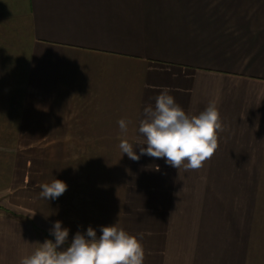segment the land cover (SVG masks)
I'll return each instance as SVG.
<instances>
[{
	"label": "crops",
	"instance_id": "1",
	"mask_svg": "<svg viewBox=\"0 0 264 264\" xmlns=\"http://www.w3.org/2000/svg\"><path fill=\"white\" fill-rule=\"evenodd\" d=\"M164 89L190 115L217 103L198 171L119 148ZM82 157L122 158L88 200ZM53 179L68 188L46 201ZM58 220L68 243L116 223L144 264H264V0H0V264Z\"/></svg>",
	"mask_w": 264,
	"mask_h": 264
},
{
	"label": "clouds",
	"instance_id": "2",
	"mask_svg": "<svg viewBox=\"0 0 264 264\" xmlns=\"http://www.w3.org/2000/svg\"><path fill=\"white\" fill-rule=\"evenodd\" d=\"M122 134L128 132V122L120 119ZM223 131L216 102L209 103L199 114H187L175 101L168 89L143 108L137 136L133 142L121 139L119 148L133 161L142 155L164 158L166 163L178 170L198 171L218 149L219 132ZM139 147V154L134 150ZM146 146V147H145ZM156 170L159 168L157 166ZM42 199L54 200L65 193L66 182L53 179L40 186ZM101 235L89 226L86 233L77 231L68 243L69 229L56 221L50 229L54 236L45 240L30 255L21 258L19 264H144L145 249L142 241L123 228L114 225L101 226ZM67 245V247H65Z\"/></svg>",
	"mask_w": 264,
	"mask_h": 264
},
{
	"label": "rangeland",
	"instance_id": "3",
	"mask_svg": "<svg viewBox=\"0 0 264 264\" xmlns=\"http://www.w3.org/2000/svg\"><path fill=\"white\" fill-rule=\"evenodd\" d=\"M81 159V179L83 184H85L84 192L88 193V195H85L87 200L90 198V194L92 195V192H97V190L99 189L98 187H101L103 185H110V183H112L113 181L114 183L118 181L119 176L116 174L118 166H112L111 160L119 161L122 158L82 157ZM85 160H89V164L84 163ZM92 162L101 163L95 164L94 166ZM116 191L117 189H114V192Z\"/></svg>",
	"mask_w": 264,
	"mask_h": 264
}]
</instances>
